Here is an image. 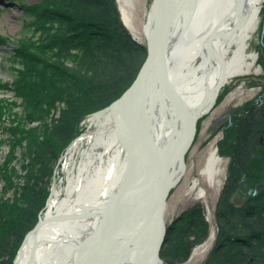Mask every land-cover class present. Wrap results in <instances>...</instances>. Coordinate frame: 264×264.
Segmentation results:
<instances>
[{"label":"bare ground","instance_id":"1","mask_svg":"<svg viewBox=\"0 0 264 264\" xmlns=\"http://www.w3.org/2000/svg\"><path fill=\"white\" fill-rule=\"evenodd\" d=\"M263 1L168 0L173 19L164 66L156 62L151 67L144 93L135 90L129 96L127 112L123 104H113L93 115L94 128L84 137L89 146L68 173L66 195L54 187L45 215L24 240L15 264H163L158 243L167 202L163 206L162 197L186 172L198 122L213 109L222 87L254 70L257 58L249 44ZM164 8L153 4L149 12L150 44L168 15ZM78 147L79 142L72 144V156ZM222 162L212 150L199 164L203 177L214 182L223 173ZM111 198V252L101 263L88 251L104 234L96 229Z\"/></svg>","mask_w":264,"mask_h":264},{"label":"trees","instance_id":"2","mask_svg":"<svg viewBox=\"0 0 264 264\" xmlns=\"http://www.w3.org/2000/svg\"><path fill=\"white\" fill-rule=\"evenodd\" d=\"M22 7L24 14L29 16L26 25L34 35H38L28 43L20 42L15 50L20 67L16 68L13 87L23 99V107L28 111L26 118L38 119L39 109L35 103L54 97L55 89L56 94L60 92L64 97V105L59 124L56 123L52 130L58 137L56 146L50 143L49 147L50 162H54L51 166L45 164L38 174L35 179L38 183L35 182L28 193L26 207L20 209L17 219H8V227L0 239V264H14L26 233L36 223L37 214L49 196L59 154L78 133L74 129V121L84 119L89 113L106 107L121 96L135 80L147 56L145 46L132 40L128 31L124 30L116 0H37L33 4H22ZM87 28L91 29L88 34L84 31ZM0 39L5 37L0 36ZM63 62L74 65L68 66ZM34 80L40 88H46L47 93L38 95L39 87L31 82ZM46 81L50 87H47ZM263 96L264 91L258 104L248 106L241 115H236L232 142L220 148V152L228 153L232 161L223 200L238 192L239 196L235 195L236 204L241 205L235 207L228 201L225 205L223 200L220 202V209L231 212L226 210V215L222 213L217 222L219 241H233L240 245L237 250L219 252L223 260L214 264H246L245 261L248 263L249 260L264 264V194L256 196L247 190L264 183V145L259 144L260 137L264 136ZM51 104L48 103L49 106ZM2 109H5L4 105ZM32 130L34 132H29L34 135L36 132ZM31 135L27 138L33 137ZM19 137L22 139L24 135ZM9 144L13 150L15 143ZM55 148H58L57 153ZM39 157L45 163L44 156L42 158L40 154ZM248 197L256 207L241 210V206L247 207ZM240 198H244L243 202ZM236 211H242L243 218L236 216ZM206 226L203 218L196 221V229L189 235L194 239L180 242L185 248L183 260L188 259L193 248L206 239ZM246 237H250L251 242L245 243ZM162 257L165 260L163 254Z\"/></svg>","mask_w":264,"mask_h":264},{"label":"rangeland","instance_id":"3","mask_svg":"<svg viewBox=\"0 0 264 264\" xmlns=\"http://www.w3.org/2000/svg\"><path fill=\"white\" fill-rule=\"evenodd\" d=\"M36 1L0 0V36L5 37L4 40L0 39V239L2 233L8 227V219H17L20 209L26 207V201L28 200V195H30L28 193L31 192L35 182L38 183L35 179L38 178L40 171H42L45 164L49 163L51 166L54 162V160L50 162L49 147L50 143L56 146L58 137L52 133V130L56 123L57 125L59 124L64 105L62 102L64 97H61L62 94L60 92L56 94L54 92L56 91L55 89L53 91L54 97L46 102L43 100L35 103L39 109V114H37L39 118L28 119L26 118L28 111L23 107V99L13 87L17 73L16 68L20 67V63L15 56V50L20 42L28 43L29 40H33L38 36L37 34L34 35L33 30L26 25L29 16L24 14L22 4H33ZM116 3L124 30L128 31L132 40L145 46L148 53L149 36L146 31V25L154 0H130V2L129 0H116ZM94 6L96 7V4ZM258 24V28L249 44V51H253L257 58L254 70L251 73L239 75L228 81L222 87L213 109L200 118L196 137L188 149L186 157L187 170L168 193L165 237L159 252L163 264H214L216 261L220 262L223 260L219 252H230V249L233 248L237 250L240 245L233 241H229V243L222 242L223 240L219 241L217 222L222 213L226 215V212H231L229 209H226L228 211L225 210V212L219 208V205L223 200L222 194L228 181V173L232 162L231 156L228 153L222 154L220 148L222 145L225 146V144L227 147L232 142L231 135L235 126L236 115H241L242 111L248 106L258 104L259 97L264 91V1L261 4ZM89 30L91 31V29L87 28L84 31L88 34L90 33ZM63 63L68 64V66L74 65L70 62ZM31 82L35 87H39L38 95L47 93V89L44 87L40 88L38 84H35V80ZM46 85L50 87L47 81ZM122 95L106 107L89 113L84 119L79 118L78 123L74 121V129H77L78 133L59 154L49 186V196L44 207L37 214L36 223L26 233L24 240L37 227L38 221L45 215L54 187L57 186L61 189L62 196L66 195L68 173L71 168L79 164L83 150L89 146L88 141L84 137L90 129L94 128L91 123L93 115H97L112 106ZM49 102L52 103L51 106L48 105ZM3 105L5 109H2ZM32 128L36 132L34 135L29 132L30 130L33 131ZM18 134L24 135V137L20 139ZM29 134L33 137L28 139L27 136ZM11 142L15 143L13 150L9 144ZM76 142H79V147L75 153L73 152L74 155L72 156L70 148ZM259 144L264 145V136L260 137ZM214 149L218 151L223 160V173L212 182L210 179L203 177L202 168L199 164ZM98 150L103 151L104 147H99ZM57 151L58 148H55L54 152L57 153ZM40 154L42 158L44 156L45 163L41 161ZM77 169L78 167L76 171ZM41 175L42 173L40 174L42 179ZM196 180L200 183L194 188ZM202 188L205 190L204 196H201ZM247 190L253 195L264 194V183L255 187V189L249 188ZM237 194L239 196V193L236 192L228 199L225 198L222 201L223 205L228 201L230 205L239 207L241 203L236 204L235 199ZM243 199L240 198V202H243ZM253 204L248 197L247 207L242 208L241 206L240 209H249L251 206L256 207ZM235 214L243 218L241 215L242 211H236ZM227 216L230 217L231 215ZM231 217L234 216L232 215ZM202 218L207 224L208 235L206 239H203L201 243L193 248L188 259L183 260L185 248L180 242L194 239L190 238V232L196 229V221H201ZM212 234L214 236L211 239ZM246 238L245 243L251 242L250 237ZM221 248L223 250L219 251ZM243 253L245 254L246 250ZM245 262L246 264H255L256 261L249 260L248 263L247 261Z\"/></svg>","mask_w":264,"mask_h":264},{"label":"water","instance_id":"4","mask_svg":"<svg viewBox=\"0 0 264 264\" xmlns=\"http://www.w3.org/2000/svg\"><path fill=\"white\" fill-rule=\"evenodd\" d=\"M154 4H158L160 5L161 9H163L164 5H165V12L168 13V15H165V20L164 23L162 20H160L159 23V27L157 30V34L156 37L153 41L152 44H150V40H149V53H148V57L145 61V63L143 64L137 79L135 80V82L133 83V85L123 94V96L117 100L114 104L115 105H120L123 104L124 108H126V112L128 109V105L127 102L129 100V96H132V94H135V90H137L136 94L138 93V95H142L144 93V81L146 78V74L148 73V71L151 69V67L157 62L159 63L160 68L162 69V65L164 66V51L163 48L165 46V42L167 39V35L169 32V26L172 22L173 19V8H170L168 5V0H154ZM163 10V12H164ZM162 12V13H163ZM163 15V14H162ZM162 71V70H161ZM162 73V72H161ZM163 76V74H162ZM146 142V141H145ZM145 147L144 148H149L150 145H147V143H145ZM143 148V149H144ZM150 180V181H149ZM179 181V180H178ZM146 183H148L149 185H151V187H155V184L152 183V179L148 178V180L146 179ZM152 183V184H151ZM167 196L168 194H165L162 197V204L163 206H165L166 204V200H167ZM114 198H111L110 201L108 202L109 204L106 205L107 208H104V215H103V219H102V224L99 226L98 229H96V234L97 233H101V230L104 229V234L102 233V235L100 236L99 239L96 240L95 245L93 246L92 249H89L88 253L90 255V258L92 260H94L96 258V262L98 261V258H101V263H103L104 258L106 257V255L108 254V252H111V249H108V239H111L110 236H113V227H112V222H111V218L108 216V211H110V203L111 201H113ZM162 220V219H161ZM162 223L163 226V232L160 238V241L158 243V254L160 252V249L162 247L163 241H164V237H165V228H166V224ZM158 257L160 258V255H158ZM89 258V260H90ZM161 260V258H160Z\"/></svg>","mask_w":264,"mask_h":264}]
</instances>
